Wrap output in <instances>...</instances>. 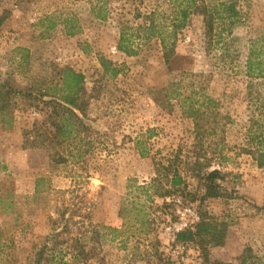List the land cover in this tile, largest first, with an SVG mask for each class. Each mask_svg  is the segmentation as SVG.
I'll return each mask as SVG.
<instances>
[{"label": "rangeland", "instance_id": "1", "mask_svg": "<svg viewBox=\"0 0 264 264\" xmlns=\"http://www.w3.org/2000/svg\"><path fill=\"white\" fill-rule=\"evenodd\" d=\"M180 2L0 0V92L32 94L0 104V264H33L42 250L48 264H242L246 248L245 264H264V0H207L234 3L237 22H216L209 49L193 12L169 65L157 38L135 41L134 57L118 51L121 30L143 36L152 14L171 34ZM64 68L84 76V127L25 148L47 112L32 99L49 101ZM195 160L220 173L222 198L200 204ZM159 163L183 183L150 201L141 186ZM199 207L226 224L222 246L176 243L195 232Z\"/></svg>", "mask_w": 264, "mask_h": 264}, {"label": "trees", "instance_id": "2", "mask_svg": "<svg viewBox=\"0 0 264 264\" xmlns=\"http://www.w3.org/2000/svg\"><path fill=\"white\" fill-rule=\"evenodd\" d=\"M182 1L183 2H180V4H177V8H179V10L177 9L175 12V18L170 25L171 34L160 32V29L162 30V26L152 20L154 16V14H152L149 17L151 22L148 26H146L145 34L143 36H140L139 33L136 35L132 33L128 34V30L125 28L121 30L117 45L118 51L128 57H134L138 55L139 52L138 45L136 46L135 41H148L152 38H157L161 43L164 61L166 65H169L171 59L175 56L178 33L187 26L190 20V15L193 12H197L203 18L204 35L209 49L213 47L216 22L227 20L231 28L235 22H237L239 14L235 10L234 3L219 4L218 6L222 9V13H219V7L209 6L206 3L207 0ZM63 24L65 25L64 30L66 35L74 36L79 30V27L74 19L65 20ZM253 55H255L254 51L250 53L248 58L247 71L250 76L255 75V69L253 66H259L261 64H253ZM105 64H107L108 67L111 66L110 62H103L104 66ZM105 68L107 69V73H111L113 76L118 73L117 69L109 71V68L106 66ZM59 74V86H55V88L51 90L52 96H50L51 98L49 101L44 98V100L37 98L32 99L34 102H42L45 105L47 112H45V119L42 124L38 126L37 124H34L32 130L25 132V148H39L47 144L51 141L50 130L52 128H55L57 133L54 134V136L56 135L59 137L61 139V143L66 141V139H68L74 131L78 132V128L80 126L84 127L81 118L84 117V110L81 106L82 100L85 96L83 88L84 76L71 68H64L59 72ZM44 91L45 92H43L44 94H42V97L49 96V88H46ZM30 94L31 93L29 92H22L14 89H10L5 92L1 91V110L8 111L14 102H17L18 99L26 100V98L31 97ZM53 95H56V97ZM25 103V106L27 105L28 107L35 105L30 104L29 101H25ZM138 151L142 158H147L149 156L147 150L144 148H140L138 146ZM262 165L263 163H259V166ZM206 168L207 167H205L204 164L195 160L190 170V173L200 182L201 188L203 189V194L200 197L201 205L207 200L222 198L224 195L220 184L217 183V178L220 173L218 171L206 172ZM182 183L183 178L176 170L172 174L171 165L165 166L164 164L159 163L155 164V177L152 178L149 184L141 186V189L145 190L147 198L150 201H153L154 199L166 200L180 191ZM199 209V221L194 224L195 232H192L190 229H185L182 232H179L176 235V243L183 245L196 243L205 251L207 245H211L213 247L222 246L226 237V224L209 216L206 211L202 212L201 207H199ZM249 253H251V249L246 248L241 262L242 264L246 263ZM44 254V250L40 251L33 264H48V261L45 263L46 260L44 258ZM84 256L87 258V253Z\"/></svg>", "mask_w": 264, "mask_h": 264}]
</instances>
